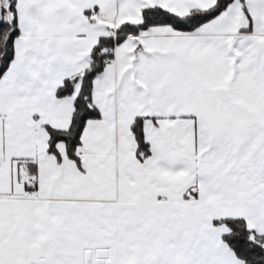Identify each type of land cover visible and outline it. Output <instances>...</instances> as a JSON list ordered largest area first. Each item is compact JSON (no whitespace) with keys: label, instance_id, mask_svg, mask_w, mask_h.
<instances>
[{"label":"snow or ice","instance_id":"obj_1","mask_svg":"<svg viewBox=\"0 0 264 264\" xmlns=\"http://www.w3.org/2000/svg\"><path fill=\"white\" fill-rule=\"evenodd\" d=\"M0 264H264V0H0Z\"/></svg>","mask_w":264,"mask_h":264}]
</instances>
